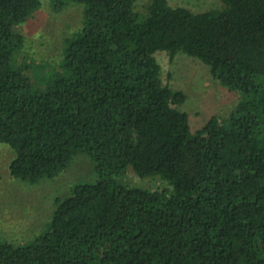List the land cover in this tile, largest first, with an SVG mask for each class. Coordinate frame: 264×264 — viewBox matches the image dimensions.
<instances>
[{
  "label": "trees",
  "instance_id": "obj_1",
  "mask_svg": "<svg viewBox=\"0 0 264 264\" xmlns=\"http://www.w3.org/2000/svg\"><path fill=\"white\" fill-rule=\"evenodd\" d=\"M50 1L84 4L85 18L38 81L21 27L43 2L0 0V144L15 180L56 179L79 154L98 178L57 199L33 242L0 240V264H264V0L205 12L151 0L146 15L135 0ZM160 51L207 65L238 108L193 131ZM130 169L165 185H128Z\"/></svg>",
  "mask_w": 264,
  "mask_h": 264
},
{
  "label": "rangeland",
  "instance_id": "obj_2",
  "mask_svg": "<svg viewBox=\"0 0 264 264\" xmlns=\"http://www.w3.org/2000/svg\"><path fill=\"white\" fill-rule=\"evenodd\" d=\"M168 1L193 12L222 7L218 0ZM42 2L31 19L21 25L25 45L20 55L31 66L26 75L38 81L47 80L60 69L66 58V41L82 29L85 18L84 4L68 1V6L57 12L50 0ZM150 3L151 0H135L137 11L143 15L147 14ZM156 57L162 66L164 84L186 93V102L178 108L189 114L193 131L202 128L213 116L229 117L242 101L238 91L221 86L213 78L210 68L200 60L182 53L171 58L166 51L158 52ZM13 156L8 146L0 144V240L23 245L46 232L57 199L69 196L76 184L96 181L98 173L96 162L88 155L79 154L58 178L31 185L10 176ZM125 183L150 189L165 185L158 178L141 179L132 169Z\"/></svg>",
  "mask_w": 264,
  "mask_h": 264
}]
</instances>
